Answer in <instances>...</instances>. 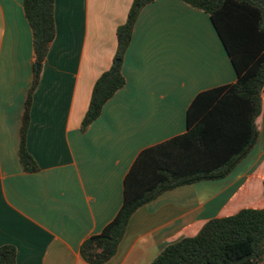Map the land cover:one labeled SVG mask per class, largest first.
<instances>
[{
    "label": "crops",
    "instance_id": "1",
    "mask_svg": "<svg viewBox=\"0 0 264 264\" xmlns=\"http://www.w3.org/2000/svg\"><path fill=\"white\" fill-rule=\"evenodd\" d=\"M133 2L55 0L57 36L27 137L39 171L27 173L19 147L35 75L34 36L24 0H0V248L15 247L17 264H89L81 246L115 219L140 153L187 132L198 94L237 82L209 15L181 0H155L135 25L125 87L83 132L94 86L113 65L117 31ZM257 125L258 143L227 178L177 188L141 207L105 264H151L209 220L257 208L247 205L252 183L264 182V93Z\"/></svg>",
    "mask_w": 264,
    "mask_h": 264
},
{
    "label": "trees",
    "instance_id": "2",
    "mask_svg": "<svg viewBox=\"0 0 264 264\" xmlns=\"http://www.w3.org/2000/svg\"><path fill=\"white\" fill-rule=\"evenodd\" d=\"M181 1L209 15L237 73V82L198 94L187 112V132L140 153L125 178L124 203L115 219L81 246L89 264H105L117 254L131 218L141 207L177 188L227 178L259 141L257 119L262 114L264 93V0ZM153 2L134 0L126 23L118 28L113 65L94 86L83 132L125 87L123 61L141 12ZM24 10L34 36L35 75L20 129L19 159L27 173H35L39 166L27 148V137L34 92L57 36L55 0H24ZM118 61L121 63L116 69ZM263 262L264 208H245L209 220L196 236L167 246L151 264ZM0 264H17L15 247L0 248Z\"/></svg>",
    "mask_w": 264,
    "mask_h": 264
},
{
    "label": "rangeland",
    "instance_id": "3",
    "mask_svg": "<svg viewBox=\"0 0 264 264\" xmlns=\"http://www.w3.org/2000/svg\"><path fill=\"white\" fill-rule=\"evenodd\" d=\"M252 185L254 186L252 190V197L254 196V198L248 203L249 205H247V207L257 206V208H264V182L262 185L258 180H256L252 183Z\"/></svg>",
    "mask_w": 264,
    "mask_h": 264
},
{
    "label": "water",
    "instance_id": "4",
    "mask_svg": "<svg viewBox=\"0 0 264 264\" xmlns=\"http://www.w3.org/2000/svg\"><path fill=\"white\" fill-rule=\"evenodd\" d=\"M120 63H121V61H118L117 68L116 69H118ZM40 69H41V66L40 65H37V71H40Z\"/></svg>",
    "mask_w": 264,
    "mask_h": 264
}]
</instances>
